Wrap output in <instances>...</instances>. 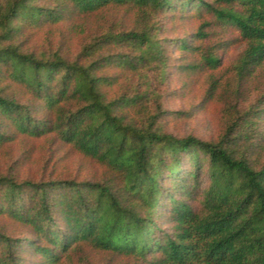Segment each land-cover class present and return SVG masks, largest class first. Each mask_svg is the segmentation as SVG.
Segmentation results:
<instances>
[{"label":"trees","instance_id":"trees-1","mask_svg":"<svg viewBox=\"0 0 264 264\" xmlns=\"http://www.w3.org/2000/svg\"><path fill=\"white\" fill-rule=\"evenodd\" d=\"M0 264H264V0H0Z\"/></svg>","mask_w":264,"mask_h":264},{"label":"rangeland","instance_id":"rangeland-1","mask_svg":"<svg viewBox=\"0 0 264 264\" xmlns=\"http://www.w3.org/2000/svg\"><path fill=\"white\" fill-rule=\"evenodd\" d=\"M235 53H229L226 58V62L231 60ZM171 87L179 88L181 83L178 79H171ZM171 88V89H172ZM179 93V91H178ZM187 99L180 98V93L176 97L167 98L166 107L169 111H186L189 106L188 103L197 104L199 102V97L203 93V87L194 86L192 89L186 92ZM170 127L175 133L181 136L194 135L203 140H213L218 135L219 131V114L218 109L215 106H211L206 111H195V115L192 119L186 120L181 119L178 122L171 123Z\"/></svg>","mask_w":264,"mask_h":264}]
</instances>
